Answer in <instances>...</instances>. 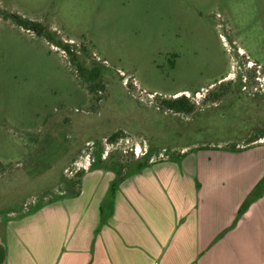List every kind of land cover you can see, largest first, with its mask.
I'll use <instances>...</instances> for the list:
<instances>
[{
  "label": "rangeland",
  "instance_id": "374dc122",
  "mask_svg": "<svg viewBox=\"0 0 264 264\" xmlns=\"http://www.w3.org/2000/svg\"><path fill=\"white\" fill-rule=\"evenodd\" d=\"M231 146H264V0H0V234L80 173Z\"/></svg>",
  "mask_w": 264,
  "mask_h": 264
},
{
  "label": "crops",
  "instance_id": "0c3cea01",
  "mask_svg": "<svg viewBox=\"0 0 264 264\" xmlns=\"http://www.w3.org/2000/svg\"><path fill=\"white\" fill-rule=\"evenodd\" d=\"M263 174L264 146L153 162L113 194L112 171H87L7 224L0 264H264V196L236 218Z\"/></svg>",
  "mask_w": 264,
  "mask_h": 264
},
{
  "label": "trees",
  "instance_id": "16d2710c",
  "mask_svg": "<svg viewBox=\"0 0 264 264\" xmlns=\"http://www.w3.org/2000/svg\"><path fill=\"white\" fill-rule=\"evenodd\" d=\"M21 24L24 26H28L27 22L21 21ZM64 47V51L69 53V49L66 46ZM220 95L214 96L212 98V100L219 99ZM162 105L163 107H165L166 109L174 112V113H184V114H191L193 112V106L192 104L189 102V100L183 96L172 99V100H163L162 101ZM112 139V137H110ZM110 139V140H111ZM258 139H261V135L256 136V138H253L251 140H248L247 143L245 145H249L251 143L256 142ZM218 143V142H216ZM186 146H184L185 148ZM164 149V148H162ZM207 149V148H205ZM215 149H220V148H215ZM243 149V148H242ZM222 150L224 151H229V152H238L241 149H237L234 146H231L229 148H223ZM145 154H143L141 157H138L132 164H130L129 166H127V170L124 174L120 175V173H116L115 174V179L112 182V184L110 185V189L109 192L111 194L114 193V190L116 189V187L119 185V183H121L126 177L135 174L137 172H139L141 169L147 167L148 165L151 164V162H149V158L147 156H145ZM182 157L181 155H177L176 158L177 160L179 158ZM100 158V155H98V159ZM153 163V162H152ZM91 169H96V165L93 164L90 167ZM83 173H80L77 175L78 180H76V190H74L73 192H71L70 197H75L79 194V186H80V180L82 177ZM264 196V174L263 176L258 180V182L254 185V187L252 188V190L246 195V197L244 198V200L242 201V203L240 204V206L238 207L237 213H236V218L239 219L241 218L244 213L247 211V209L250 207V205L254 202H256L257 200H259L261 197ZM13 206V205H12ZM11 204L9 205V207H12ZM15 206V205H14ZM17 206H21V202L17 205ZM42 206V205H41ZM41 206H38L34 209H31L28 211V213L26 215H29L31 213H33L34 211H36L38 208H40ZM1 212L4 211L0 210Z\"/></svg>",
  "mask_w": 264,
  "mask_h": 264
}]
</instances>
